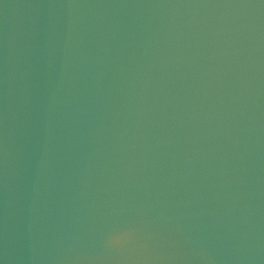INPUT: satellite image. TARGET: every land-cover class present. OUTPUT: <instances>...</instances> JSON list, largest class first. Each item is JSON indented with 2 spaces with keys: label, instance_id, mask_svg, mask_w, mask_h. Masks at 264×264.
I'll return each mask as SVG.
<instances>
[{
  "label": "water",
  "instance_id": "water-1",
  "mask_svg": "<svg viewBox=\"0 0 264 264\" xmlns=\"http://www.w3.org/2000/svg\"><path fill=\"white\" fill-rule=\"evenodd\" d=\"M161 0H0V160Z\"/></svg>",
  "mask_w": 264,
  "mask_h": 264
},
{
  "label": "clouds",
  "instance_id": "clouds-1",
  "mask_svg": "<svg viewBox=\"0 0 264 264\" xmlns=\"http://www.w3.org/2000/svg\"><path fill=\"white\" fill-rule=\"evenodd\" d=\"M132 231L133 230L131 228L117 230L107 237L106 244L108 246L116 247L123 246L131 239Z\"/></svg>",
  "mask_w": 264,
  "mask_h": 264
}]
</instances>
